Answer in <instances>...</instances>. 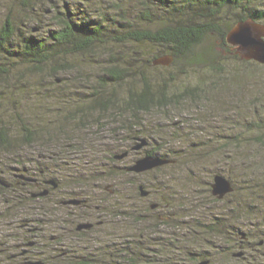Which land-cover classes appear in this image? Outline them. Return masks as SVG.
I'll return each instance as SVG.
<instances>
[{
    "label": "rangeland",
    "instance_id": "rangeland-1",
    "mask_svg": "<svg viewBox=\"0 0 264 264\" xmlns=\"http://www.w3.org/2000/svg\"><path fill=\"white\" fill-rule=\"evenodd\" d=\"M26 1L29 0H0V27L9 14L17 31L29 30L40 21L45 27L40 29L41 35L54 24L51 10L54 3L66 16L77 20L95 18L94 9H98L109 15L108 27H117L119 21L113 0H34L40 4H34L35 9L30 12L24 8ZM263 2L256 0L248 7L255 8ZM128 6L126 3L125 7ZM240 11L244 8L231 6L221 12L233 21ZM110 16L113 23L109 21ZM192 54L207 56L209 62L193 64L183 58L168 65L165 73L175 77L174 84H170L172 88L194 92L181 99L177 107L159 113L132 115L127 111L115 116L116 112L89 109V101L81 100L83 95H88L89 87L83 82L87 75L92 77L102 72L104 59L91 62L71 58L77 68L49 77L31 76L24 72V62L19 60L11 79H0V124L8 126L10 141L23 142L29 134L25 135V128H30L34 134L31 144L23 143L14 151L0 150L1 161L10 165L11 158L20 156L19 151L24 150L32 158L42 150H50L48 154L51 150L62 152L59 163L63 182L73 181L85 186L84 190L96 197L95 202L102 207L96 214L108 220L81 237L76 234L77 222L72 221L69 213L74 208L60 206L58 212L49 205L48 221L35 223L43 227V232H48L44 234L45 239H38L40 243L47 242V264H79L78 259L88 254L93 264H130L126 249H122L121 257L117 246L121 242L130 244V240L136 241L132 245L137 252L140 243L154 246L164 254L166 251L173 264H199L207 258L212 259V264H264V244L259 245V241L264 240V64L244 59L218 33H210ZM129 86L133 84L110 85L106 96H115L120 104H125L122 98L129 97ZM136 124L140 127L131 130L130 126ZM139 130L143 132L140 138L148 142L143 148L135 149L141 141L134 144L131 140ZM260 135L263 138L258 140ZM124 153L127 154L115 161L109 160L110 155ZM149 153L174 160L141 175L126 173L124 167L132 166ZM10 172L12 176L6 175V181L11 183L14 174ZM216 174L228 177L236 188L223 200L212 194ZM114 181L119 186L122 183V193L128 201L124 218H114L116 213L109 210L114 200L108 197L105 186ZM137 184L153 190L155 195L143 200ZM29 200L22 201L27 208L31 205ZM34 202L42 204L41 200ZM152 203H160V207L147 209ZM38 213L32 212V216L39 219ZM57 213H63L66 219L64 228L59 230L64 250L68 251L62 258L55 256L59 253L56 247L60 245V237H56ZM97 220L94 218V222ZM159 220H167L171 227ZM0 226L9 234L17 232L14 226ZM157 232L163 233L162 239V234ZM245 235L248 240L243 239ZM241 248L245 250V257H234ZM0 258L3 262L6 260V256L0 255ZM165 258L154 256L156 262Z\"/></svg>",
    "mask_w": 264,
    "mask_h": 264
},
{
    "label": "trees",
    "instance_id": "trees-1",
    "mask_svg": "<svg viewBox=\"0 0 264 264\" xmlns=\"http://www.w3.org/2000/svg\"><path fill=\"white\" fill-rule=\"evenodd\" d=\"M29 1H26L25 4L30 3L29 7L32 6V9L24 5L28 12L35 9L34 4H40L34 0ZM254 1L256 0H113L112 3L119 16V26L113 28L108 27L109 15L102 10L98 12V9H94L97 11L95 18L77 20L75 17L66 16L65 12L58 10L54 3L51 5L54 24L52 23V27L43 31L41 35L40 32L45 27L40 21L35 22V25L29 30L18 29L17 31L16 25L12 23L11 15L8 14L0 27V79H11L12 74L16 73L14 65L19 60L24 62V72H28L31 76L43 74L49 77L77 68L74 67V63H71V58L73 60L81 58L91 62L104 59L106 64L103 65L102 72H99L97 76L87 75L86 82H83V84H89V87L86 90L88 95H83L81 100L89 101L91 104H88L89 109L116 112L115 116L123 115L127 111L132 115L141 112L159 113L162 110L177 107L181 99H185V96L189 94L192 95L194 90L187 89L180 92L178 89L172 88L170 84H174L175 77L165 73L168 65H154L153 60L157 56L167 53L174 57L171 64H175L183 58H187L193 64H207L209 62L207 56L192 54V52L195 47L204 42L210 33L220 34L225 41L228 31L239 20L252 18L263 23L264 4L257 5L255 8L251 7V9L248 6L252 5ZM126 3L129 5L128 7H125ZM231 6L236 9L244 8V11H240L237 19L233 21L227 19L221 12ZM133 13H136L135 17H133ZM113 20L110 16V23H113ZM214 64L216 65V63ZM92 79H94L93 85L90 84ZM171 81L173 83H170ZM125 82L133 84L132 87H128L129 97L122 98L123 101L125 100V104H120L115 96L114 98L106 96L109 92L108 86ZM137 127L140 125L130 126L131 130H136ZM130 128L127 126L128 130ZM8 129L5 123L0 124V150L14 151L18 150L23 143H33L34 134L30 128L24 129L25 135L27 132L29 134L21 143L10 141ZM137 133L139 138V135H143L140 130ZM262 138L261 135L258 136V140ZM260 143L262 142L260 141ZM149 154L155 155L154 153ZM113 155L109 156V160L115 159ZM139 185L141 184L136 186H138V194H141ZM232 185L235 190L233 182ZM143 190L146 191L144 186ZM159 221L163 225L171 227L167 220ZM170 232L168 231L167 234L170 235ZM159 234H162L160 235L162 239L163 233ZM170 238L167 240L171 241ZM243 239L248 240V236H243ZM243 239L242 242H244ZM128 242L130 244L121 242L117 246L121 249V257H123L122 249L124 251L126 249L125 252L128 256L130 255L128 258L130 264H137L136 262L140 260L143 261L139 264H162L163 262L173 264V260L168 257L166 251L164 254L154 246L140 243L141 245L137 246L140 251L137 252L136 247L132 245L136 241ZM262 244H264V240L259 241V245ZM155 246H158V243H155ZM244 251L241 248L239 252H242V255L237 256L236 254L239 252H236L233 256L244 258L246 255ZM88 255L85 258H79L78 263L93 264V261L89 259L91 256ZM132 255L135 256L132 257ZM157 255H161L163 258L166 256V258L156 262L154 256ZM202 262L212 264L213 261L207 258L201 260L199 264Z\"/></svg>",
    "mask_w": 264,
    "mask_h": 264
},
{
    "label": "flooded vegetation",
    "instance_id": "flooded-vegetation-1",
    "mask_svg": "<svg viewBox=\"0 0 264 264\" xmlns=\"http://www.w3.org/2000/svg\"><path fill=\"white\" fill-rule=\"evenodd\" d=\"M133 138L134 140H131V143L136 144L139 139L138 135ZM19 152L20 156L11 158V162L13 163L10 165H6L0 159V207H2V209H0V218L3 217V219H0V224H6V226L8 225L10 227L14 226L17 231L16 233L14 232V234H12V232L9 234L7 233L8 230H5L6 228L4 229L0 226V255L6 256L4 262L0 258V264H47V256L45 254L48 246L47 242L40 243L38 239H45L46 236L44 234L46 233L47 235L48 232H43V227L35 223H39L40 221L43 222V220L48 221L49 205L52 204L51 210H57L58 212L61 211L60 206L63 208H74V210L69 211V213L73 216L72 221L77 222L75 226V230L77 231L76 234L81 237L93 231L97 224L107 223L108 220H103L101 219L103 215L96 214L102 207L95 202L96 197L91 196L89 192L84 190L85 186L73 181L69 183L63 182L62 167L59 163L60 155L63 154L62 152L53 150L48 154V150H42L38 152L37 155L33 156V158L28 156L29 152L27 150ZM24 154L27 156H23ZM113 156L116 158L117 155L114 154ZM165 165L160 167H164ZM124 168L126 173L129 174L141 175L144 173L129 171V166ZM10 171H13L14 174V182L11 183L6 181V175L9 177L12 176ZM142 185L143 184L139 185V187ZM105 188L107 194H109V196H107L110 200H114V202H110L112 207L109 209L107 206L106 208L110 211L114 210L113 212L116 213L114 218L126 217L128 213V201L126 198L124 199L125 193H122V183H120L119 186L118 183L114 181L106 185ZM145 190L147 194H140L143 200L149 199L155 195L153 190ZM113 197L115 199H113ZM28 198H30L29 202L31 205L29 206L28 204L27 208L26 204L22 201ZM116 198H119V200H116ZM39 200L42 202L40 206L36 205L34 202ZM72 200H77L79 202L74 203L71 202ZM66 202L71 204L66 205ZM32 206L35 211L31 209ZM147 207L157 210L158 207H160V203L148 204ZM32 212L36 214L39 212V219H36L35 216L33 217ZM57 214L58 217L55 219L57 223L56 237H60L58 241L60 245L56 247L59 253L55 256L57 258H62L68 254V251L64 250L62 233H59V230L64 228V221L66 219H64L63 213L62 215L59 213ZM96 217L98 220L94 222V218ZM60 222L61 225H59ZM87 223L92 226L90 228L78 229L79 225ZM10 229L13 230V228Z\"/></svg>",
    "mask_w": 264,
    "mask_h": 264
},
{
    "label": "water",
    "instance_id": "water-1",
    "mask_svg": "<svg viewBox=\"0 0 264 264\" xmlns=\"http://www.w3.org/2000/svg\"><path fill=\"white\" fill-rule=\"evenodd\" d=\"M226 40L231 46L240 52L244 59L255 60L264 64V23L252 18L239 20L228 31ZM172 62L173 56L167 53L157 56L153 60L154 65H170ZM139 141L141 142L134 147L135 149L143 148L148 142L145 138H139ZM126 154L127 153L117 155L116 158H121ZM171 161L173 160L166 157L148 154L139 158L128 168V170L142 173L168 164ZM140 189L143 195L147 194V192L143 190V186H141ZM233 190L234 187L232 182L228 178L223 175L215 176V180L212 183V194L214 196L223 199ZM71 202L78 203L79 201L72 200ZM91 226L92 225L89 223L82 224L78 226V229L90 228ZM236 255L241 256L242 252H239ZM202 264H206V262H203Z\"/></svg>",
    "mask_w": 264,
    "mask_h": 264
},
{
    "label": "bare ground",
    "instance_id": "bare-ground-1",
    "mask_svg": "<svg viewBox=\"0 0 264 264\" xmlns=\"http://www.w3.org/2000/svg\"><path fill=\"white\" fill-rule=\"evenodd\" d=\"M228 125V124H227ZM153 129V128H152ZM185 140V139H184ZM2 156V155H1ZM41 162V161H40ZM49 166V165H48ZM134 173V172H133ZM126 176V175H125ZM103 179V178H102ZM114 179V178H113ZM122 180V179H121ZM126 198V197H125ZM51 214V213H50ZM61 217V216H60ZM5 220V219H4ZM107 225V224H106Z\"/></svg>",
    "mask_w": 264,
    "mask_h": 264
}]
</instances>
